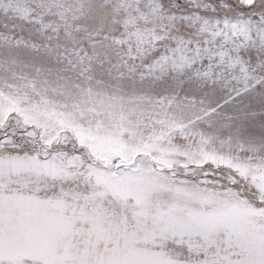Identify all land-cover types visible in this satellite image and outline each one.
Masks as SVG:
<instances>
[{"label": "snow or ice", "instance_id": "6c2138e0", "mask_svg": "<svg viewBox=\"0 0 264 264\" xmlns=\"http://www.w3.org/2000/svg\"><path fill=\"white\" fill-rule=\"evenodd\" d=\"M0 264H264V0H0Z\"/></svg>", "mask_w": 264, "mask_h": 264}]
</instances>
